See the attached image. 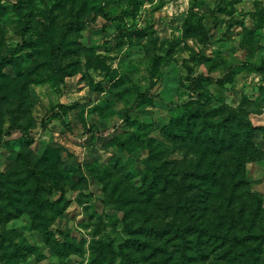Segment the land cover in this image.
<instances>
[{"label": "rangeland", "instance_id": "rangeland-1", "mask_svg": "<svg viewBox=\"0 0 264 264\" xmlns=\"http://www.w3.org/2000/svg\"><path fill=\"white\" fill-rule=\"evenodd\" d=\"M60 104L64 120L42 130ZM217 114L258 128L245 177L264 264V0H0V264H164L143 261L144 241L169 237H144L146 225L162 230L204 200L217 162L215 145L170 129L197 133ZM17 125L27 133L9 135ZM163 172L180 188H151ZM168 246V264L180 246L186 264L222 261L195 242Z\"/></svg>", "mask_w": 264, "mask_h": 264}, {"label": "trees", "instance_id": "trees-1", "mask_svg": "<svg viewBox=\"0 0 264 264\" xmlns=\"http://www.w3.org/2000/svg\"><path fill=\"white\" fill-rule=\"evenodd\" d=\"M210 80L204 76L193 78V85ZM231 81L232 77L229 76L225 80H217L215 83L219 87H224ZM64 108L65 106L60 104L46 114L41 122V129L44 130L49 121L64 120ZM219 115L222 114L204 120L203 129L197 133L192 130V127L188 129L190 130V133L187 132L188 135L178 134V130L175 128L170 129L171 134L175 137L180 135V139L183 141L191 138L199 142L204 139L205 142L215 145L213 152L207 151L211 156L217 158L216 170L209 172L203 178L204 188L208 192L204 200L198 201L196 206L188 204L184 206L186 208L179 206L176 211V221L172 225L165 226L162 230H160L161 228L152 229L146 225L147 230L144 231V234L146 233L144 237H149L153 233L157 236L169 237L158 246L155 244L148 245L144 241L141 246L144 262L162 257L164 264L170 263L173 259V252L168 244L180 239L183 243L195 242L198 254H201L208 262L215 260L210 255L219 253L218 258L222 260L220 264H257L258 257L253 256L250 245L256 243V240L260 238H258V227L260 220H262V206L261 200H258L249 191L247 192L249 183L245 177V163L247 160L259 159L258 150L253 144V133L258 128H255L250 122L235 127L233 125L236 122L235 116L231 115L219 121L217 120ZM261 129L264 130V126ZM16 131L22 134L27 133L23 125L12 127L7 133L10 135ZM161 184L163 189L172 186L180 188L178 182L168 178L164 172L154 181L151 188L154 189L155 186L159 187ZM197 209L204 212L198 216L200 224L198 226L193 223L194 219L197 218ZM212 210L221 223L216 226V230L206 222V217H210L209 213ZM245 218L248 220L246 221ZM224 224L230 226L225 231ZM171 235L172 237H170ZM192 235H196V241L188 240ZM261 238L264 240L263 236ZM127 247V245H121V252L125 253ZM149 247L151 251L148 250ZM188 251L187 246L185 248L180 246L178 250L180 253L179 264H186L187 261L194 259L192 255L187 256ZM129 264H133L132 259H130Z\"/></svg>", "mask_w": 264, "mask_h": 264}]
</instances>
